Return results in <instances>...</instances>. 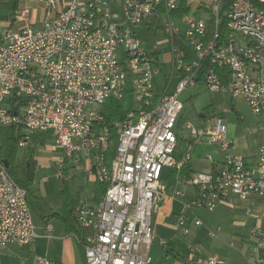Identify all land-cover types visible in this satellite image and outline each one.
Instances as JSON below:
<instances>
[{"label": "built area", "instance_id": "built-area-1", "mask_svg": "<svg viewBox=\"0 0 264 264\" xmlns=\"http://www.w3.org/2000/svg\"><path fill=\"white\" fill-rule=\"evenodd\" d=\"M182 1L73 0L42 29H32L19 14L26 26L0 40V129H16L18 148H29L37 136L52 137L66 159L85 169L89 165L87 174L107 187L99 202H82L75 209L82 236L74 238L86 264H154L153 224L165 226L185 197L184 191L169 193L161 181L165 169L177 167L180 97L186 89L202 83L210 92L242 98L261 119L264 133V0H231L224 12L226 0H187L188 12L175 17ZM137 27L163 32L166 47L156 42L147 50ZM179 36L190 44L193 57L176 45ZM167 54L170 73L157 96L154 77ZM130 79L134 110L112 128L101 126L104 106L124 101ZM11 97L22 105L16 113ZM186 128L194 144L206 139L224 157L221 172L194 173L188 181L196 198L183 205L175 222L185 236L194 209L213 212L230 198L264 199V143L252 166L231 154L234 142L223 119H212L200 132L190 124ZM252 235L261 239L260 258L247 264H264V233L254 229ZM37 238L28 194L0 162V250L29 247ZM187 252L179 257L187 264H221L194 248ZM37 264L52 263L38 258Z\"/></svg>", "mask_w": 264, "mask_h": 264}, {"label": "rangeland", "instance_id": "rangeland-1", "mask_svg": "<svg viewBox=\"0 0 264 264\" xmlns=\"http://www.w3.org/2000/svg\"><path fill=\"white\" fill-rule=\"evenodd\" d=\"M204 16L207 17L208 14L204 13ZM136 32L147 50H151L156 42H159L162 47H166V37L163 32L159 34L152 32L151 34L148 33L146 27H137ZM162 60L161 69L155 73L154 77L155 82L160 84H163L164 75L169 73L167 56L163 55ZM180 100L184 104L180 129L182 137L180 150L182 152H186L190 145H194L186 125H192L199 132L206 128L208 123L217 117L202 118L201 116L205 109L213 106L217 110L216 116L221 115V119L226 121L230 127L236 125L238 128L234 149L242 151L251 160L256 157L258 144L264 135L260 130L261 119L253 114L242 98L237 99L222 93L210 92L205 86L198 85L186 89ZM239 118H242L244 123L239 122ZM35 143L33 141L30 145L37 166L32 188L35 197L31 195L29 197L30 202L34 203L33 206L35 205L33 208L35 223L40 220V214L43 212L37 204V198H43L42 195L44 199H40V201L42 200L44 212L51 211V208L55 212L62 210L65 207L66 199L69 204L72 203V207H77L78 204L95 196L94 184L86 174V171H89V165L85 171L83 164L74 159H66L62 149L50 136H46L41 144L35 145ZM27 150L28 148H18L17 165L23 163ZM172 171L170 168L164 171L162 185L171 187L174 193L187 189V196H191L193 188L190 185H179L178 179H181L180 181L183 179L173 175ZM58 174H61V179L57 178ZM194 199H190L189 204ZM248 212L251 215H257L259 219L255 220ZM189 218L190 234L187 236L176 231L177 218L175 216L169 218L164 227H155L153 224L152 230L156 241L151 249V258L154 264H178L176 260L179 254L172 248L162 245L161 240L175 243L184 250L194 248L200 255L218 258L223 264H247L254 262L257 258L258 244L261 239L253 236L252 231L258 229L264 233L263 198L256 196L247 201L230 198L226 203L219 204L213 212L205 208L194 209L190 212ZM196 220L202 223L200 227L192 225ZM210 233H216V236L212 237Z\"/></svg>", "mask_w": 264, "mask_h": 264}, {"label": "crops", "instance_id": "crops-1", "mask_svg": "<svg viewBox=\"0 0 264 264\" xmlns=\"http://www.w3.org/2000/svg\"><path fill=\"white\" fill-rule=\"evenodd\" d=\"M72 1L73 0H55L53 4H49L47 2H41V0H20L17 5V8L13 9L9 7L10 0H0V40L4 34L8 32L17 33L26 26V23L24 21L19 20V14L21 13L25 14V17L29 22V24L28 22L27 24L32 29H42L48 21H50L52 18L57 16L59 13L66 10L71 5ZM149 29H148V33L152 34V32ZM165 56H167L168 60L170 59V56L168 54ZM169 73H170V67H169ZM169 73H166L164 75L163 84L155 82V93L157 96L161 95L162 88L165 84V78L167 77ZM199 86H203V85H199ZM203 117L205 118L204 115ZM239 122L244 123V120L242 118L241 119L239 118ZM181 125H182V120L180 117V121H179L178 128H177V132H178L179 139H180V144H179V147L176 153L177 167L172 169L173 175L179 178H182L184 181L183 182V181H180L181 179H178L179 185L182 186L184 184L186 186H189L188 181L190 180L191 175L194 173H219L221 172L223 170V157L224 156L221 153V151L218 149V147L214 145H210L206 139H202L200 143L190 145L186 152H182L180 150L181 145H182V137L180 136ZM260 130H261V125H260ZM237 131H238V128L236 125L230 127L228 124V137L233 142H235ZM45 137L46 136H37L34 138L33 141L36 142L35 143L36 145L41 144L44 142ZM263 143H264V135H263V139L261 140L260 144H258V150L256 153V157H254L253 160H251L249 157L244 155L242 151H237L238 149H234V144L231 149V154L235 156H242L245 159H247V161L252 166H256L258 156H259V148ZM185 163L187 165L186 167H184ZM163 175H164V172H163ZM87 176L91 178L94 184L96 181L95 177L89 176L88 174ZM61 177H62L61 174L57 175L58 179H61ZM192 188H193V193L191 194V196H187L186 194L187 189H185L184 199L180 200V202L177 203L176 205L175 217L179 213H181L184 204H189L190 199L195 198L196 191L194 187ZM166 189L168 190L169 193H174L171 187L170 188L166 187ZM39 192L41 193L40 190ZM42 197L43 198H40V199H44L43 195ZM40 199L39 197L37 198V204H38V208L43 212L40 214V220L37 223H35L38 238L29 247L11 246V247H8L7 249L0 250V264H37L38 258L46 259L50 261L52 264H85L84 256L79 247V244L74 238V235L72 233H69L67 226L65 224V221L63 219H60L58 216L57 217L52 216V214H56V213L59 214L61 210H59L58 212H55L51 208L50 209L51 211L44 212L43 206H42V200L40 201ZM95 200L96 198L94 196L93 198L89 199L86 202L97 203ZM31 207L33 211V208L35 207V205L33 207L31 204ZM74 209H76V206L72 207V203L69 204V210H74ZM188 216H190V212L188 213ZM49 227H51V230H49ZM162 241H165V240H162ZM175 245L178 247H181L177 244ZM167 247H170V246H167ZM174 251H176V253L179 254L176 260L177 263L187 264L186 261H182V259H179V257L182 256L183 254L181 252H178L175 249ZM259 258H260L259 254H257V258H255L254 262L258 261ZM221 264L223 263L221 262Z\"/></svg>", "mask_w": 264, "mask_h": 264}, {"label": "trees", "instance_id": "trees-1", "mask_svg": "<svg viewBox=\"0 0 264 264\" xmlns=\"http://www.w3.org/2000/svg\"><path fill=\"white\" fill-rule=\"evenodd\" d=\"M20 0H10L9 7L16 9L17 5ZM186 2L187 0L182 1L181 9L179 13H176L174 16H183L188 12V9L186 7ZM231 0H226L225 3L223 4L222 7V12L228 10V7L230 5ZM193 17L192 19H194ZM159 28V26H158ZM161 30L162 27H160ZM221 34L223 37H225L228 34V29H227V23L226 20L223 19L222 24H221ZM212 27L210 26L208 28V35L211 34ZM176 45L180 47L183 51L187 52L191 57L194 56V50L190 46V44L181 36L176 38L175 41ZM165 53H168V49L165 50ZM219 69V68H218ZM220 73L224 74V70H220ZM199 85H203L202 83ZM132 83L131 79L129 80L128 83V89L125 95V99L122 102L118 101H109L103 108V115H104V122L101 124V126L105 127H113V125L116 122L122 121L128 114H130L134 110V98H133V91H132ZM10 107L11 111L16 113L18 109L22 106L21 102H18L15 100L13 97L10 98ZM216 111L213 106L208 107L205 109L203 115L205 118H209V116H214L217 118H221V115L216 116ZM114 132V131H113ZM42 138V137H41ZM40 138V139H41ZM39 139V140H40ZM36 145V144H35ZM117 146V141L115 142L114 145V152L108 156V162H110L114 156H115V149ZM37 149V147H36ZM29 150V151H28ZM24 161L22 164L17 165V151H18V146H17V140H16V129L14 127H7V128H1L0 129V162L3 161H8L9 162V174L11 177L15 180V182L24 190H26L28 197L30 195L32 197H35V193L32 191V188L34 186L35 182V177H36V171H37V166H36V161H35V155L30 147L28 148ZM186 163L184 167H186ZM107 190V187L104 186L103 184H100L99 182L94 183V193H95V198L96 202H99L103 196L105 195ZM31 203V202H30ZM32 204V203H31ZM33 206V204H32ZM34 207V206H33ZM51 214V213H50ZM52 216L59 217L60 219H63L65 221V224L67 226V229L69 233H72L73 235L82 236V231L80 230L77 221H76V216H75V209L74 210H69V202L68 199H66V204L65 207L60 211L59 214H52ZM167 246L172 247V250L174 251L177 250L178 252H181L184 256L188 255L187 250H184L182 247H178L173 243H168ZM79 247L82 251V254L84 256V261L86 264V259H85V253L79 244ZM176 252V251H174Z\"/></svg>", "mask_w": 264, "mask_h": 264}, {"label": "water", "instance_id": "water-1", "mask_svg": "<svg viewBox=\"0 0 264 264\" xmlns=\"http://www.w3.org/2000/svg\"><path fill=\"white\" fill-rule=\"evenodd\" d=\"M201 117L204 118L203 115ZM3 164L7 169H9L10 165L8 161H3Z\"/></svg>", "mask_w": 264, "mask_h": 264}]
</instances>
